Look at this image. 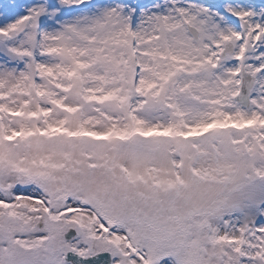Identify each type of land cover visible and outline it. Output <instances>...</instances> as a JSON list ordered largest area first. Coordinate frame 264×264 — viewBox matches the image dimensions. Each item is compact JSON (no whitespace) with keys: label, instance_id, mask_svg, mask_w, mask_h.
<instances>
[{"label":"snow or ice","instance_id":"1","mask_svg":"<svg viewBox=\"0 0 264 264\" xmlns=\"http://www.w3.org/2000/svg\"><path fill=\"white\" fill-rule=\"evenodd\" d=\"M0 264H264V0H0Z\"/></svg>","mask_w":264,"mask_h":264}]
</instances>
